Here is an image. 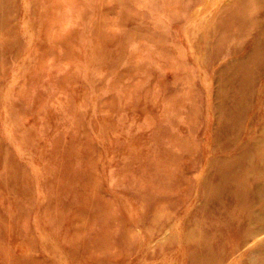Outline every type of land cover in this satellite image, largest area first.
Listing matches in <instances>:
<instances>
[{"label":"rangeland","instance_id":"1","mask_svg":"<svg viewBox=\"0 0 264 264\" xmlns=\"http://www.w3.org/2000/svg\"><path fill=\"white\" fill-rule=\"evenodd\" d=\"M235 2L4 0L0 264H188L194 228L211 264L264 263V232L238 243L227 194L204 201L219 158L264 122L262 66L239 139L214 143L232 54L207 62L218 34L202 32Z\"/></svg>","mask_w":264,"mask_h":264},{"label":"bare ground","instance_id":"2","mask_svg":"<svg viewBox=\"0 0 264 264\" xmlns=\"http://www.w3.org/2000/svg\"><path fill=\"white\" fill-rule=\"evenodd\" d=\"M3 5L4 0H0V17L4 12ZM258 12L261 13L260 17H257ZM212 26L209 29L207 24L202 32L204 38L205 34H218L212 40L210 57L206 61L214 62L221 53L232 54V59L227 63L233 64L229 68L230 73L226 79L220 80L218 86L221 103L217 109L219 119L217 118L218 124L214 131V143L219 148L228 150L239 139L237 134L245 109L243 99L250 92L256 70L264 66V0H236L229 10L221 14L220 21L217 24L214 21ZM220 32L222 33L219 34ZM249 33L252 36L243 43V38ZM237 38L241 43L232 42ZM6 48H9L7 44L1 45L0 53ZM259 133L261 135L251 139L249 143L241 144L232 156L219 158L217 166L209 175V178L215 177L216 182H205V206L212 202L220 205L226 194L229 197L231 204L226 209L228 216L236 215L234 221L238 225L237 234L241 235L238 243L264 232V122ZM242 224L247 226L240 229ZM212 226V237H215L219 225L214 223ZM210 236L202 228L185 232L189 250L188 264H211L214 253ZM262 244L264 247V241ZM252 260H247L246 264H254Z\"/></svg>","mask_w":264,"mask_h":264}]
</instances>
